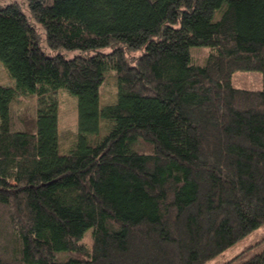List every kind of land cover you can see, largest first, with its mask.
I'll return each mask as SVG.
<instances>
[{
    "label": "trees",
    "instance_id": "16d2710c",
    "mask_svg": "<svg viewBox=\"0 0 264 264\" xmlns=\"http://www.w3.org/2000/svg\"><path fill=\"white\" fill-rule=\"evenodd\" d=\"M27 4L0 2L15 81L0 84V264H210L264 226V0ZM109 70L118 99L101 107ZM239 71L262 89L236 88ZM60 90L78 100L66 154ZM29 96L34 125L15 130ZM234 262L264 264V248Z\"/></svg>",
    "mask_w": 264,
    "mask_h": 264
},
{
    "label": "rangeland",
    "instance_id": "374dc122",
    "mask_svg": "<svg viewBox=\"0 0 264 264\" xmlns=\"http://www.w3.org/2000/svg\"><path fill=\"white\" fill-rule=\"evenodd\" d=\"M2 4L6 3H19L22 11L26 15H30L28 11L27 0H0ZM38 30L41 32L42 41L41 45L48 54H53L47 48L46 41L44 40V29L41 24L35 22ZM112 49L106 48L104 52L108 53ZM209 48L207 47H194L191 52L194 56V62L202 65L206 56L208 55ZM63 54L67 59H72L79 54L78 51L63 50ZM0 84L4 86H14L15 81L9 76L4 64L0 61ZM233 85L236 88L247 89L251 91H259L262 89V74L257 71H239L233 75ZM59 103V141L60 152L66 154L72 148L78 136V100L76 97L70 95L66 90H60L57 94ZM118 99V84L117 77L114 70L106 72V80L100 89V105L105 107L107 105L115 104ZM38 102L34 97H22L11 105L12 125L15 130H24L32 128L34 125V118L36 115V108ZM105 121L101 123L100 137L106 135ZM3 211L0 210V229L3 230L4 223L2 220ZM92 230L85 234L84 243L91 246ZM2 239H0L1 241ZM264 248V226L248 236L245 240L240 242L232 250L225 253L218 260L210 264H228L238 256L248 257L255 252H259ZM233 264H236L235 262Z\"/></svg>",
    "mask_w": 264,
    "mask_h": 264
}]
</instances>
